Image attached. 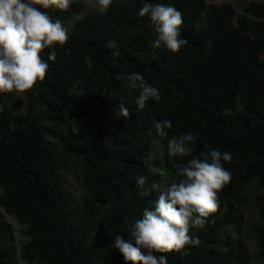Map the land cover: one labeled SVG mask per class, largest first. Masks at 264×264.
<instances>
[{
  "label": "trees",
  "instance_id": "obj_1",
  "mask_svg": "<svg viewBox=\"0 0 264 264\" xmlns=\"http://www.w3.org/2000/svg\"><path fill=\"white\" fill-rule=\"evenodd\" d=\"M147 2L182 13L187 44L179 52L151 48L150 22L137 15L145 0H112L106 13L78 19L64 45L55 46L44 80L21 93L22 110L16 93L0 94V264H18L17 257L29 264H131L112 246L115 236L127 237L129 224L178 179L176 169L190 157L169 158L167 138L181 132L196 136L194 156L229 151L231 179L204 228L190 229L198 246L154 255H166L167 264H264V0L241 14L228 0ZM43 11L63 24L84 4ZM128 72L142 74L161 99L138 111V90L116 79ZM121 97L127 118L114 111ZM161 119L172 122L167 137L155 130ZM74 174L79 196L67 181ZM134 174L158 191L138 197ZM2 212L21 226L20 248L9 240Z\"/></svg>",
  "mask_w": 264,
  "mask_h": 264
},
{
  "label": "clouds",
  "instance_id": "obj_2",
  "mask_svg": "<svg viewBox=\"0 0 264 264\" xmlns=\"http://www.w3.org/2000/svg\"><path fill=\"white\" fill-rule=\"evenodd\" d=\"M72 0H0V94L24 93L37 81L45 78L48 61L56 60L55 46H63L68 39V30L60 19H52L43 9H67ZM112 0H95L94 10L99 14L108 11ZM137 15L147 17L152 29L153 51L165 49L179 52L187 39L181 36L182 13L172 4L145 3ZM113 57H119L114 40L107 42ZM48 49L47 59L42 57ZM129 91L138 90L135 99L137 110H143L149 100L159 101L161 93L157 87L147 83L139 72L121 73L116 76ZM121 117H128L123 97L118 104ZM172 122L161 119L154 127L158 135L167 137ZM196 136L181 132L167 138L169 158L190 157L176 169L177 180L159 191L157 197L145 207L139 219L128 227L127 237L116 235L112 246L119 250L126 262L131 264H167L166 255L154 253L179 252L186 246L200 244L198 236L190 235V229H203L210 214L215 213L219 201L218 193L229 183L231 172L225 163L233 159L229 151L211 149L192 155ZM137 196L149 197L158 191V185L148 184L142 174H134Z\"/></svg>",
  "mask_w": 264,
  "mask_h": 264
},
{
  "label": "rangeland",
  "instance_id": "obj_3",
  "mask_svg": "<svg viewBox=\"0 0 264 264\" xmlns=\"http://www.w3.org/2000/svg\"><path fill=\"white\" fill-rule=\"evenodd\" d=\"M76 1H81L84 4V11L81 14L73 16L69 21L63 23V25L67 28L68 33L72 31L74 28L76 21L80 19L81 17L85 16L86 14L94 11L95 7V0H76ZM255 1V0H228L230 4H232V7L236 10L238 14H241L244 7L249 4L250 2ZM225 1H217L215 4H221ZM211 2H209L210 4ZM14 104L17 106L18 110H22L24 104H25V98L21 93H16V98ZM79 174V173H78ZM77 175H72L67 177V181L69 183V187L71 190V193L74 196H79L83 193V189L80 185L79 177ZM3 217L5 221L11 226L12 231L9 236V240L11 241L12 244H14L17 248H20L21 244L24 242L25 238L22 236L21 233V226L18 224V222L11 216L7 215L6 213L2 212ZM251 207L243 209L242 211V218H243V228L241 231V235L244 234V226L248 223L250 217H251ZM255 244L253 242L250 243V254L252 255L255 251ZM17 263L18 264H29L19 257H17Z\"/></svg>",
  "mask_w": 264,
  "mask_h": 264
}]
</instances>
